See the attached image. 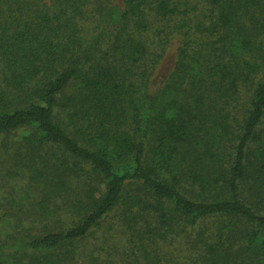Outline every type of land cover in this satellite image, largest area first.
<instances>
[{
    "label": "trees",
    "instance_id": "obj_1",
    "mask_svg": "<svg viewBox=\"0 0 264 264\" xmlns=\"http://www.w3.org/2000/svg\"><path fill=\"white\" fill-rule=\"evenodd\" d=\"M12 134L0 264H264V0H0Z\"/></svg>",
    "mask_w": 264,
    "mask_h": 264
},
{
    "label": "rangeland",
    "instance_id": "obj_2",
    "mask_svg": "<svg viewBox=\"0 0 264 264\" xmlns=\"http://www.w3.org/2000/svg\"><path fill=\"white\" fill-rule=\"evenodd\" d=\"M19 137H20L19 134H12L6 137L0 136V145L4 139L16 140ZM2 168L3 170L0 176V206L2 204H6L7 201L10 202L14 201L15 204L12 208L14 215L25 216L26 214H31L32 210H34L32 205L34 203L33 199L35 198L32 188L26 182L25 177L19 174H15V175L6 174L5 170H7L8 167L3 165ZM66 218L67 216L62 217L59 224L72 223V219H69L68 221V219ZM106 224L115 225V218L114 219L110 218L109 221L104 225ZM101 230H97L95 234L102 235L103 231ZM88 242L97 243L98 240L94 237L92 239H89Z\"/></svg>",
    "mask_w": 264,
    "mask_h": 264
}]
</instances>
